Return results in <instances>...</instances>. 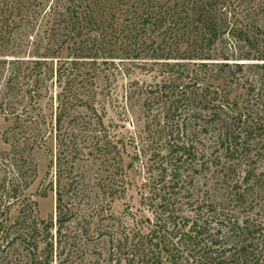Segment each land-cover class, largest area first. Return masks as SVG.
I'll return each instance as SVG.
<instances>
[{"label":"trees","instance_id":"1","mask_svg":"<svg viewBox=\"0 0 264 264\" xmlns=\"http://www.w3.org/2000/svg\"><path fill=\"white\" fill-rule=\"evenodd\" d=\"M107 104L132 133L102 130ZM0 114L21 132L0 152V264L16 239L34 264H63L96 236L108 247L94 264H264V0H0ZM39 149L47 220L26 195ZM142 158L150 215L106 212Z\"/></svg>","mask_w":264,"mask_h":264},{"label":"rangeland","instance_id":"2","mask_svg":"<svg viewBox=\"0 0 264 264\" xmlns=\"http://www.w3.org/2000/svg\"><path fill=\"white\" fill-rule=\"evenodd\" d=\"M259 0H254L255 3H257ZM244 63H254L255 61H240ZM141 82H144L146 84L153 83V77L152 75H140L138 76ZM128 84L126 79L119 80L117 84V94L122 96L124 92L127 90ZM120 102L123 104V99L120 98ZM41 110L44 115L47 117H50L51 113L54 111V104L49 100L45 99L41 102ZM118 110L115 106H111L107 104L106 106V112L103 117V124L104 127H102V130H105L104 132H107L112 136L113 134H122L126 135L129 132L132 133V128L130 125L128 126L124 122H122L123 119H120V115L118 114ZM9 118V117H8ZM133 118L130 119V121H133ZM13 119L9 118L8 121H5L3 116L0 114V152H8L10 150V143L13 142L15 139L14 137H19L21 135V132L15 124H13ZM127 123V122H125ZM15 125V126H14ZM9 126H14L12 131L8 132L6 135H4V132ZM123 126V127H122ZM15 134V135H14ZM17 134V135H16ZM104 135V134H103ZM119 135V136H120ZM53 136V135H52ZM8 139V143L4 142V139ZM47 148L50 151L54 150V142L53 140L49 139L47 142ZM50 151L39 149L37 150L34 155V163L36 166V178L34 179L33 183L30 184L29 188L26 191L27 197H29L30 200H34L36 202V215L39 219L47 220V218L53 213L54 211V204H55V194L53 192H48L47 197L40 198L38 197V193L43 187L48 183L50 180V175L45 176L46 172L48 171V163L51 159ZM134 150L132 147L128 145L126 148V152L123 153V164L126 166L130 162V157L133 156ZM100 153V152H99ZM165 153V152H164ZM98 154H95V156L87 157L89 158L90 163V173H91V179L92 182L95 184V174L101 169V159L99 156H96ZM145 159H141L140 162L133 165L132 169L128 171L129 180L131 181V187L126 192L124 197H117L113 201H110V197L105 200V209L106 212H114L117 217L121 216H127L126 214L130 212V214H135L139 218H146L150 214L146 212V209H143V206H140L139 202V196L137 195V187L140 186L143 178L141 167L144 166ZM84 164H87L84 162ZM257 172L264 173V163L259 162L257 164ZM104 171L105 168H102ZM51 173V172H50ZM106 172L103 173L105 175ZM30 180V178H29ZM109 205V206H108ZM110 208V210L108 209ZM17 211L18 207L17 205H13L10 208L9 211V222L10 224L14 223L17 217ZM97 219L93 220L92 230L95 231L97 224H101V220L97 223ZM106 220V219H105ZM103 224H107V221H103ZM18 228V226H16ZM78 226L76 225H69L67 228L69 231L73 232L76 231ZM108 241L107 236L98 237L96 236L92 241L89 242V250H86L85 254H80L79 252H68L67 248L65 250L64 256L61 257V259L64 258L63 264H94V260L97 258L100 260L102 258L107 257V247L108 244L106 243ZM81 246V243H78L76 245L77 248ZM76 249V248H75ZM80 249V248H79ZM71 250V249H70ZM1 256L4 257V263L3 264H34L29 260V256L27 253V248L25 247V244L22 240L16 239V241L13 242V245L10 247H7L4 249ZM53 264H59V259L54 260Z\"/></svg>","mask_w":264,"mask_h":264}]
</instances>
